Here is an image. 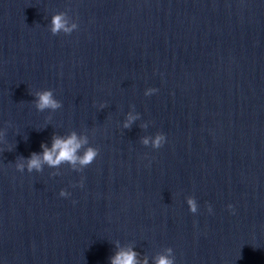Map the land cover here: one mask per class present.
<instances>
[{
    "label": "clouds",
    "instance_id": "1",
    "mask_svg": "<svg viewBox=\"0 0 264 264\" xmlns=\"http://www.w3.org/2000/svg\"><path fill=\"white\" fill-rule=\"evenodd\" d=\"M51 33L59 35L64 33L71 35L74 31L79 29L78 23H69L66 13L58 12L51 17L49 25ZM159 89L148 88L145 91L146 96H151L157 93ZM35 107L40 111L45 110L56 111L62 108V102L59 101L55 95L54 90L44 89L36 91L34 93ZM106 104H100V108L104 109ZM132 111L127 113L126 119L123 123V128L130 130L133 124L140 119V113L135 111V107ZM51 119V116L48 117ZM142 128L147 129L148 123L141 125ZM6 137V130H0V142H4ZM141 142L144 146H151L154 149L162 148L167 142L166 134L158 132L155 136H144L141 138ZM42 152H33L30 157L25 158L20 156L16 162L15 167L18 171L24 172L25 169L31 173L33 171L42 172L45 165L50 168L59 169L61 165L67 164L70 168L77 172H83L85 168L90 166L100 154L98 147L90 146V141L87 135H80L76 131H72L69 134L62 136L54 134L51 140V146L47 143L41 144ZM53 176L60 175L59 171L53 172ZM76 187L77 185H72ZM84 186V178L79 181V187ZM59 195L61 197H69L71 195L66 189H61ZM186 202L189 206L190 212L195 214L198 212V203L194 196H188ZM229 209L234 211V206L229 204ZM208 211L212 212L211 205L208 206ZM167 255L160 254L153 258L154 264H175L174 250L171 247L167 248ZM139 253L133 248L126 250H118L112 255L109 260L110 264H141L138 259ZM143 264H148V258L145 257Z\"/></svg>",
    "mask_w": 264,
    "mask_h": 264
}]
</instances>
